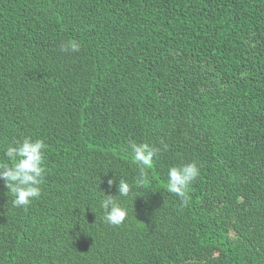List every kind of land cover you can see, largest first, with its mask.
Instances as JSON below:
<instances>
[{"label":"trees","instance_id":"obj_1","mask_svg":"<svg viewBox=\"0 0 264 264\" xmlns=\"http://www.w3.org/2000/svg\"><path fill=\"white\" fill-rule=\"evenodd\" d=\"M25 137L45 176L27 207L0 180V264H264V0H0V163Z\"/></svg>","mask_w":264,"mask_h":264},{"label":"clouds","instance_id":"obj_2","mask_svg":"<svg viewBox=\"0 0 264 264\" xmlns=\"http://www.w3.org/2000/svg\"><path fill=\"white\" fill-rule=\"evenodd\" d=\"M79 45L74 41L61 45V51H78ZM45 144L43 140L25 137L17 140L14 145L8 146L5 155L10 163H0V180L11 193L14 207H27L32 199L39 198L40 185L44 181L45 168ZM134 161L141 166V176H145V169L151 168L153 158L157 156L159 149L146 143L130 141ZM167 191L181 198L184 204L188 203L187 188L189 184L199 176V168L195 162L172 166L168 169ZM143 183L144 181H139ZM116 184L117 193L121 197H127L131 191L129 183L125 179H109L108 185ZM114 195H104L101 208L104 212V220L110 225H121L127 216V209Z\"/></svg>","mask_w":264,"mask_h":264}]
</instances>
